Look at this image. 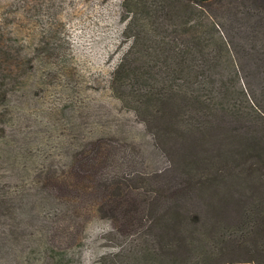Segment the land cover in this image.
I'll use <instances>...</instances> for the list:
<instances>
[{"label":"trees","instance_id":"obj_1","mask_svg":"<svg viewBox=\"0 0 264 264\" xmlns=\"http://www.w3.org/2000/svg\"><path fill=\"white\" fill-rule=\"evenodd\" d=\"M123 1L128 19L124 33L131 44L113 71L110 88L143 119L158 147L166 148L172 139L197 138L194 146L179 144L186 161L182 187L147 207L135 200L141 194L133 193L136 188L125 179L128 172L117 171L115 148L106 143L96 148V154L95 147L82 151L80 145H65V159L60 155L55 160L21 142L16 123L6 118L10 110L7 85H17L19 74L35 69L34 57L21 64L13 53L15 41L2 33L0 164L6 161L12 181L0 170V258L4 264L39 260L68 264L70 259L60 246L64 241L57 236L72 232L49 228L58 226L55 223L70 211L76 220L85 208L107 214L128 239L134 237L130 230L143 223L144 215V220L153 216L155 227L162 225L158 245L151 240L156 232L144 231L145 242L151 240L157 248L140 251V247L134 253L139 264H165L169 255L174 257L171 264H264V74L260 97L246 81L250 59L256 71L264 73L262 4L254 9L257 0ZM44 30L35 52L60 54L58 44L47 38L56 39L57 33L51 27ZM45 63L43 57L39 66L45 68ZM52 74L57 71H49L46 81ZM197 153L210 154L216 163L204 166L190 159ZM191 195L206 205L202 229L196 227L194 213L179 204ZM162 196L164 192L157 198ZM32 199L54 204L51 221L40 231L43 247L31 249L24 259L19 250L24 223L20 218L37 217L30 207ZM123 252L120 249L113 257L120 258ZM184 257L193 261H177Z\"/></svg>","mask_w":264,"mask_h":264},{"label":"rangeland","instance_id":"obj_2","mask_svg":"<svg viewBox=\"0 0 264 264\" xmlns=\"http://www.w3.org/2000/svg\"><path fill=\"white\" fill-rule=\"evenodd\" d=\"M123 3V0H0V40L2 33H6L17 45L13 53L21 64L34 57L32 65L35 66L34 70L28 72L26 69L19 74L17 85H7L10 110L6 118L16 123L17 138L21 142L32 146L35 153L41 156L49 154L55 160L60 155L65 159V145H80L82 151L95 147L94 154L101 144L115 148L113 157L117 171L120 174L128 172L125 179L130 180L129 185L137 189L133 193L141 194L135 200L147 203L148 207L152 202L166 197L168 192L174 189L178 191L182 187L186 161L179 144L194 146L198 141L187 136L177 141L169 140L166 148L158 147L157 139L143 119L113 94L110 88L113 71L131 44L124 33L128 19ZM256 4H262L260 8L264 12V0H257L252 6L254 9ZM46 27H51L57 33L56 39L47 38L52 40V44H58L60 54L54 50L46 56L35 52L46 34ZM43 57L46 60L45 68L39 66ZM250 60L246 64V81L250 83L255 96L260 97L264 73H260V69L257 72L253 60ZM138 65L143 66L141 62ZM49 71H57V74H52V79L46 81L45 75ZM18 92L21 93L20 98ZM194 158L204 166L216 163L215 159L211 161L208 153L192 154L190 159ZM23 161L26 162V157ZM0 170L12 181L8 177L10 169L6 161L0 164ZM108 171L106 167L105 172ZM137 179L142 180L138 182ZM161 192H164V196L157 198ZM32 200L30 207L37 217L20 218L24 223L20 230L19 250L24 259H27L31 249L43 247L40 231H44V223L50 220L54 204L52 201ZM179 204L190 214L194 213V221H198L196 227L202 229L205 203L191 195L182 198ZM19 210L22 215L23 210ZM71 213H65L61 221L55 223L58 226L49 228L50 231L72 232L69 236L62 232L57 236L59 242L64 241L60 246L70 259L68 264H139L134 253L140 247V251L142 248H157L155 244L158 245V232L162 225L155 227L151 215L146 220L144 215L142 224L132 226L130 231L134 237L128 239L121 233L122 228L114 224L107 214L104 217L86 212L84 208L75 220ZM121 222L119 217L117 223ZM144 231L156 232L151 238L155 244L151 240L145 242ZM98 235L103 238L97 239ZM120 249L124 251L122 256L113 257V253ZM105 253L106 256L100 257ZM173 258L169 255V259L164 260L165 264H171ZM177 261L186 263L193 260L184 257ZM0 264H4L3 258H0ZM35 264H42V261Z\"/></svg>","mask_w":264,"mask_h":264}]
</instances>
